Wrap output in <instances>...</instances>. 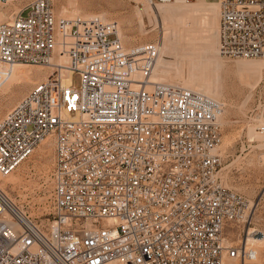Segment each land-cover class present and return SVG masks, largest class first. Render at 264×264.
<instances>
[{"label":"built area","instance_id":"2783aa9c","mask_svg":"<svg viewBox=\"0 0 264 264\" xmlns=\"http://www.w3.org/2000/svg\"><path fill=\"white\" fill-rule=\"evenodd\" d=\"M217 2L219 54L264 56V0ZM119 34L96 13L57 15L54 0L0 23L2 62L52 67L0 119V175L54 141L48 231L0 185V264L255 261L244 228L227 234L252 201L221 173L224 101L155 78L159 42L127 47Z\"/></svg>","mask_w":264,"mask_h":264},{"label":"rangeland","instance_id":"374dc122","mask_svg":"<svg viewBox=\"0 0 264 264\" xmlns=\"http://www.w3.org/2000/svg\"><path fill=\"white\" fill-rule=\"evenodd\" d=\"M29 1L0 3L5 20ZM209 1L211 5L206 6L198 0L156 4L150 0H54V8L61 16L101 13L118 21L119 35L127 47L159 42L155 78L204 90L225 102L221 173L228 186L252 201L248 222L227 227L230 240H236L243 228L264 233V56L243 59L219 54L218 6L216 0ZM13 67L0 62V119L51 71L23 63ZM73 82L80 85L79 73L73 75ZM53 166L54 141L48 136L13 172V181L2 185L38 219L51 206ZM255 247L261 251L255 261L229 258L225 264H264V241Z\"/></svg>","mask_w":264,"mask_h":264},{"label":"bare ground","instance_id":"6f19581e","mask_svg":"<svg viewBox=\"0 0 264 264\" xmlns=\"http://www.w3.org/2000/svg\"><path fill=\"white\" fill-rule=\"evenodd\" d=\"M31 1V0H30ZM29 1V2H30ZM173 1H176V0H171V1H168V2H162V3H169V2H173ZM179 1H187V0H179ZM218 0H216V4H217V6H218V13L220 14V9H219V3L217 2ZM198 2H199V4L200 5H206V6H208V5H211V1H209V0H198ZM156 4V3H155ZM20 9V8H19ZM18 9V10H19ZM18 10H14L13 12H11V14L9 15V17H11L15 12H17ZM96 14H99V15H101V16H103L104 18H106L105 17V15L104 14H101V13H96ZM6 19V16H5V14H4V12L1 10V8H0V23L1 22H3L4 20ZM9 18H7V20H8ZM218 28H219V24H218ZM121 38V37H120ZM56 58H57V60L59 59V60H61L60 58L61 57H59L58 55L56 56ZM56 58H55V56L53 57V60L54 61H56ZM256 58V57H255ZM243 59H253V58H243ZM0 62H2L1 60H0ZM2 63H4V62H2ZM23 64H31V65H37V66H42V67H48V68H51L52 69V67L51 66H49V64H32V63H23ZM15 66V65H14ZM14 68V67H13ZM41 73V72H40ZM40 73H39V75H40ZM35 75V74H34ZM38 76V75H37ZM47 78V77H46ZM45 79V78H44ZM41 80H43V79H41ZM41 80H38L37 82H39V81H41ZM37 82H35V83H37ZM34 83V84H35ZM8 84V83H7ZM33 84V85H34ZM9 86V85H8ZM189 87V86H188ZM191 88H193V87H191ZM196 89V88H195ZM202 91H204V90H202ZM206 92V91H205ZM207 94H209V95H211L212 97H214V98H216V99H219V98H217V97H215V96H213L212 94H210V93H208V92H206ZM224 108H225V111H226V106H225V102H224ZM222 121H223V119H222ZM48 137V136H47ZM47 137H45V138H43L37 145H36V147H35V149L44 141V140H47ZM262 144V143H261ZM263 145V144H262ZM35 149L33 150V152L35 151ZM221 149V148H220ZM33 154V153H32ZM31 154V155H32ZM30 155V156H31ZM29 156V157H30ZM28 157V158H29ZM27 158V159H28ZM26 159V160H27ZM25 162V161H24ZM23 163V162H22ZM21 163V164H22ZM20 164V165H21ZM19 165V166H20ZM18 166V167H19ZM17 167V168H18ZM16 168V169H17ZM15 169V170H16ZM14 170V171H15ZM13 171V172H14ZM13 172L12 173H10V174H8V175H6V176H1L0 175V185L2 186V185H4V184H6V182H12L13 181ZM3 187V186H2ZM4 188V187H3ZM233 189V188H232ZM7 194L9 195V197L13 200V202H15L20 208H21V210L23 211V212H26L28 215H30V217L36 222V223H38L41 227H42V229L43 230H45V231H48L49 230V226H50V222H51V217H50V213H51V206H50V209H49V211L48 212H46V216L43 218V219H38L35 215H33V214H31V213H29L28 212V210H26V209H24L23 208V206L22 205H20V204H18L17 202H16V200H14V198H12V196H10V194L7 192ZM21 211V212H22ZM246 231V233H247V237H248V239H249V242L250 243H254V244H256L257 246L260 244L261 245V242L263 243V241H264V233H262V232H260V231H258V234L257 235H255V232H257V229L256 228H250V227H248L247 228V230H245ZM239 238H240V236H239ZM238 238V239H239ZM238 239H236V240H233V241H238ZM260 247V246H259ZM256 251H257V258H258V255H259V253L261 252L260 251V249L258 248V247H256ZM227 259H229V258H227ZM227 259L225 260V261H227ZM236 259H238V258H236ZM227 264H231V262H226ZM236 263V261H233L232 262V264H235Z\"/></svg>","mask_w":264,"mask_h":264}]
</instances>
